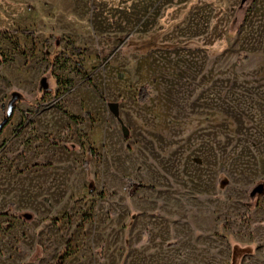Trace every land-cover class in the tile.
Listing matches in <instances>:
<instances>
[{"label": "rangeland", "instance_id": "1", "mask_svg": "<svg viewBox=\"0 0 264 264\" xmlns=\"http://www.w3.org/2000/svg\"><path fill=\"white\" fill-rule=\"evenodd\" d=\"M0 53V264H264V0H0Z\"/></svg>", "mask_w": 264, "mask_h": 264}, {"label": "trees", "instance_id": "2", "mask_svg": "<svg viewBox=\"0 0 264 264\" xmlns=\"http://www.w3.org/2000/svg\"><path fill=\"white\" fill-rule=\"evenodd\" d=\"M5 32H6V30H5ZM5 32H3V33H5ZM19 32L22 33L25 36L34 35V32H31L29 30H20ZM45 44H46V41H44V46H45ZM69 44L72 46L73 52H64V55L67 58L74 59L78 63L79 62V57H81V55L83 53V49L80 46L74 44L73 42H69ZM56 57H57V54H54V56H53L54 60L56 59ZM6 61H7V57L4 54L0 53V64L1 63H5ZM51 64H52V62L50 63V65ZM49 69H50V66H49ZM52 77L55 79V84L56 85H59L60 83H63V82H60L62 80L61 77H59V76H57V75H55L53 73H52ZM64 83L67 86L71 85V81L70 80H67ZM148 96H149L148 90L145 87H143V88L140 89L137 99H138V101L140 103H144V102L147 101ZM26 116H27L28 119H30L31 116H32V113H30V114L26 113ZM72 118H73V116H72ZM20 126H22V123L19 124V127ZM87 156H88L89 159H95V158L98 157V153L95 152L92 147H89L88 150H87ZM42 165L43 166H47V165H49V163H42ZM82 165H83V167L85 169H88L89 168V161L88 160H84ZM125 182H126V184L128 186L129 191L135 190L138 186H141L139 183H136L131 178H125ZM69 251H70V244L67 242L64 245V248L62 249V252H61L62 256L67 255L69 253ZM60 262L61 261L58 260V262L56 264H60Z\"/></svg>", "mask_w": 264, "mask_h": 264}, {"label": "water", "instance_id": "3", "mask_svg": "<svg viewBox=\"0 0 264 264\" xmlns=\"http://www.w3.org/2000/svg\"><path fill=\"white\" fill-rule=\"evenodd\" d=\"M19 98H20V93H18V92H13L12 93L11 99L7 103L5 116L2 119V121L0 122V133H1L2 129H3V127L8 123L9 118L12 116L15 104L19 100ZM262 190H263V188H262L261 185L255 186L251 190L250 196L253 197L255 194L262 192Z\"/></svg>", "mask_w": 264, "mask_h": 264}]
</instances>
